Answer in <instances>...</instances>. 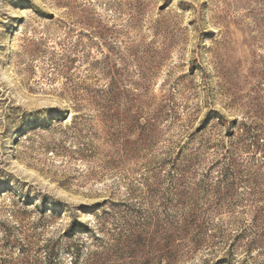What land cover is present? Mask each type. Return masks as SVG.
<instances>
[{
	"label": "rangeland",
	"instance_id": "374dc122",
	"mask_svg": "<svg viewBox=\"0 0 264 264\" xmlns=\"http://www.w3.org/2000/svg\"><path fill=\"white\" fill-rule=\"evenodd\" d=\"M0 264H264V0H0Z\"/></svg>",
	"mask_w": 264,
	"mask_h": 264
},
{
	"label": "trees",
	"instance_id": "16d2710c",
	"mask_svg": "<svg viewBox=\"0 0 264 264\" xmlns=\"http://www.w3.org/2000/svg\"><path fill=\"white\" fill-rule=\"evenodd\" d=\"M49 257H50V255H49Z\"/></svg>",
	"mask_w": 264,
	"mask_h": 264
}]
</instances>
